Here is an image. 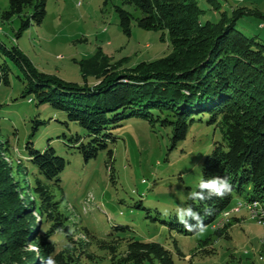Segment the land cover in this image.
Returning a JSON list of instances; mask_svg holds the SVG:
<instances>
[{"label":"trees","instance_id":"trees-1","mask_svg":"<svg viewBox=\"0 0 264 264\" xmlns=\"http://www.w3.org/2000/svg\"><path fill=\"white\" fill-rule=\"evenodd\" d=\"M124 3L143 14L136 17L117 7L124 32L131 34L134 20L142 29L167 31L172 46L169 55L127 67L126 60L114 62L99 49L78 63L83 82L76 83L40 71L20 47H8L0 39V73L9 85L8 60L13 61L23 74L22 98L38 105L50 104L86 131L85 137L77 135L70 139L86 162L106 150L113 159L110 143L116 138L111 130L130 119L144 120L154 131L170 130L174 148L187 139L196 123L220 131L221 139L214 141L203 162L202 178L226 177L232 185L231 192L222 198L212 196L188 202L186 207L191 206L199 213L202 227L187 215L191 230L179 218L171 223V229L186 236L219 225L213 228L210 238L200 242L194 254L216 255L217 249L212 245L215 239H229L233 225L240 222L236 217L239 212L225 218L226 212L242 200L247 206L240 204L247 209L254 202L264 209V39L237 28L238 20L246 14L263 18L264 15L234 8L231 15L222 12L216 21H203L205 11L197 0ZM46 16L47 0H9L8 8L0 11L2 23L18 17L17 39L32 25H42ZM37 131L35 127L26 145L27 159L37 171L26 188L15 178L14 166L7 161L8 142L0 140V264H41L49 255L56 264H79L83 258L94 260L95 255L88 252L93 245L109 251L113 264H179L176 257L186 260L187 255L178 246L173 251L161 243L134 238L126 242L125 251L120 253V241L102 240L88 229L83 230L88 239L85 244L75 240L52 191V185L60 186V175L68 162L51 146L36 150L32 138ZM16 164L18 172L28 170L23 167V158L19 157ZM58 231L66 237L62 247L52 240ZM192 259L186 264H193Z\"/></svg>","mask_w":264,"mask_h":264},{"label":"rangeland","instance_id":"rangeland-1","mask_svg":"<svg viewBox=\"0 0 264 264\" xmlns=\"http://www.w3.org/2000/svg\"><path fill=\"white\" fill-rule=\"evenodd\" d=\"M124 1L47 0V16L42 25H32L17 39L18 17L7 23L0 20V39L8 47H20L40 71L76 83L83 82L78 63L92 57L99 49L114 62L126 60L127 67L169 55L172 46L167 31L145 30L134 20L131 34L124 32L117 7L136 17L143 16ZM197 1L205 11L203 21H216L222 12L231 15L234 8L264 15V0ZM8 6L9 0H0V11ZM259 24H264L263 17L246 14L238 20L237 28L247 35H262L264 39ZM8 64L9 85L4 83L0 73V140L8 142L7 161L14 166V176L22 187L33 182L37 171L27 159L26 145L37 127L32 138L34 148L43 151L51 146L68 162L60 175V186L52 185V191L75 240L85 244L88 239L83 230L88 229L102 240L120 241V253L125 251L126 242L134 238L158 242L173 251L178 246L187 255L184 261L176 257L179 264L188 263L191 257L193 264H264V209L260 205L262 213H254L255 205L247 209L246 202H240L245 205L236 215L240 222L233 225L229 239H215L212 245L218 253L213 256H194L200 242L214 234L213 225L192 236L171 229L173 220L179 218L177 207H186L191 201L188 194L197 191L203 162L211 153L214 141L221 139L220 131L205 123H196L187 139L174 148L170 130L154 131L148 122L130 119L111 130L116 138L110 143L113 159L106 150L86 162L70 144L71 138L85 137L86 131L50 104L38 105L36 101L22 98V71L13 61L8 60ZM89 81L94 82L91 78ZM36 121L42 124L37 125ZM19 157L24 159L23 167L28 170L17 171ZM236 203L237 199L233 206ZM48 227L47 224L44 232ZM52 240L60 247L66 244L62 231ZM88 252L95 255L94 260L83 258L79 264H113L110 252L97 245Z\"/></svg>","mask_w":264,"mask_h":264},{"label":"clouds","instance_id":"clouds-1","mask_svg":"<svg viewBox=\"0 0 264 264\" xmlns=\"http://www.w3.org/2000/svg\"><path fill=\"white\" fill-rule=\"evenodd\" d=\"M198 191H191L188 194V198L191 200L210 199L212 196L223 197L231 192L232 185L228 178L214 176L208 179L201 178L198 182ZM205 193L207 195H205ZM176 214L179 217V222L186 228L191 230L185 216L191 217L197 221V226L202 227V219L198 212H196L191 206L188 207H177ZM41 264H56L55 259L49 255L46 260H42Z\"/></svg>","mask_w":264,"mask_h":264},{"label":"built area","instance_id":"built-area-1","mask_svg":"<svg viewBox=\"0 0 264 264\" xmlns=\"http://www.w3.org/2000/svg\"><path fill=\"white\" fill-rule=\"evenodd\" d=\"M249 206H251V205H249ZM242 208H243V205L242 204H239L233 210L228 211L226 214H224V217L225 218H228L231 215V213L240 212ZM254 213H262V211H260V208L259 207H254ZM217 226H219V225H215V228Z\"/></svg>","mask_w":264,"mask_h":264},{"label":"crops","instance_id":"crops-1","mask_svg":"<svg viewBox=\"0 0 264 264\" xmlns=\"http://www.w3.org/2000/svg\"><path fill=\"white\" fill-rule=\"evenodd\" d=\"M260 27V28H259ZM258 28L260 29L259 31L262 32L264 31V24H259ZM262 37V35H260ZM237 217V216H236ZM238 218V217H237ZM239 219V218H238Z\"/></svg>","mask_w":264,"mask_h":264},{"label":"bare ground","instance_id":"bare-ground-1","mask_svg":"<svg viewBox=\"0 0 264 264\" xmlns=\"http://www.w3.org/2000/svg\"><path fill=\"white\" fill-rule=\"evenodd\" d=\"M242 205H243V204H242ZM251 205H252V206L255 205V207H258V206L260 205V203H258V202H254V203H252ZM260 207H261V205H260ZM248 208H249V207H248ZM261 208H262V207H261ZM241 211H242V210H241ZM226 213H227V212H226ZM226 213H225V214H226ZM219 227H220V226H219Z\"/></svg>","mask_w":264,"mask_h":264}]
</instances>
